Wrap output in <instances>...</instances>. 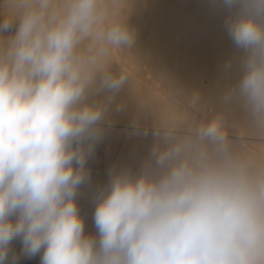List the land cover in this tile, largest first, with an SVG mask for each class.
<instances>
[{
  "label": "clouds",
  "instance_id": "obj_1",
  "mask_svg": "<svg viewBox=\"0 0 264 264\" xmlns=\"http://www.w3.org/2000/svg\"><path fill=\"white\" fill-rule=\"evenodd\" d=\"M140 0H0V264H264V0H213L235 55L210 109L199 91L132 135L151 147L78 196L129 74ZM14 29V31H13ZM5 33H9L5 35ZM150 129V133H149Z\"/></svg>",
  "mask_w": 264,
  "mask_h": 264
},
{
  "label": "bare ground",
  "instance_id": "obj_2",
  "mask_svg": "<svg viewBox=\"0 0 264 264\" xmlns=\"http://www.w3.org/2000/svg\"><path fill=\"white\" fill-rule=\"evenodd\" d=\"M223 20L224 13L213 0H140L130 20L137 30L136 47L113 54L115 64L130 77L127 88L117 97L125 109L114 114V123L90 159L101 165L102 173L91 174L78 196L86 229L94 228L89 218L95 208V191L107 182L109 170L113 166L137 168L151 147L150 134L132 135L133 119L139 118L145 128L151 118L181 110L185 92L199 91L210 109L218 106L220 94L234 79L223 70L224 63L235 55ZM151 78L172 99L158 90L142 92L138 83ZM13 248L19 254L18 264H40V255L21 253L18 240Z\"/></svg>",
  "mask_w": 264,
  "mask_h": 264
},
{
  "label": "rangeland",
  "instance_id": "obj_3",
  "mask_svg": "<svg viewBox=\"0 0 264 264\" xmlns=\"http://www.w3.org/2000/svg\"><path fill=\"white\" fill-rule=\"evenodd\" d=\"M138 86H139V88H140V90L142 91V92H144V93H149V92H155V91H161L162 92V94L163 95H165L166 97H168L169 99H172V96L170 95V94H168L167 92L165 93V92H163L161 89H160V86L159 85H157V83L156 82H154L153 81V79L151 78V79H148V80H146V83H144V82H139L138 83ZM140 130H144V128H140ZM149 131H150V129H149ZM115 153L114 152H112V159L115 157V155H114ZM110 156V157H111ZM111 159V158H110ZM93 214H94V212L92 211V213H91V215H90V218H89V223H90V226H94V220H93ZM92 224V225H91ZM93 229V230H92ZM90 230V231H89ZM86 232H90V233H94L95 232V227L93 228V227H91V228H88V229H86Z\"/></svg>",
  "mask_w": 264,
  "mask_h": 264
},
{
  "label": "built area",
  "instance_id": "obj_4",
  "mask_svg": "<svg viewBox=\"0 0 264 264\" xmlns=\"http://www.w3.org/2000/svg\"><path fill=\"white\" fill-rule=\"evenodd\" d=\"M88 167L91 169V174L100 175L102 173L101 165L89 160Z\"/></svg>",
  "mask_w": 264,
  "mask_h": 264
}]
</instances>
